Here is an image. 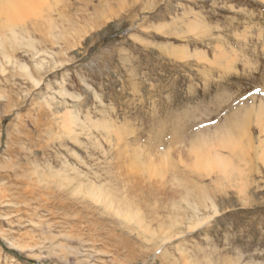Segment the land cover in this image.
Returning <instances> with one entry per match:
<instances>
[{"label": "rangeland", "instance_id": "1", "mask_svg": "<svg viewBox=\"0 0 264 264\" xmlns=\"http://www.w3.org/2000/svg\"><path fill=\"white\" fill-rule=\"evenodd\" d=\"M0 264H264V0H2Z\"/></svg>", "mask_w": 264, "mask_h": 264}, {"label": "bare ground", "instance_id": "2", "mask_svg": "<svg viewBox=\"0 0 264 264\" xmlns=\"http://www.w3.org/2000/svg\"><path fill=\"white\" fill-rule=\"evenodd\" d=\"M1 2H2V0H0V5H2V3H1Z\"/></svg>", "mask_w": 264, "mask_h": 264}]
</instances>
